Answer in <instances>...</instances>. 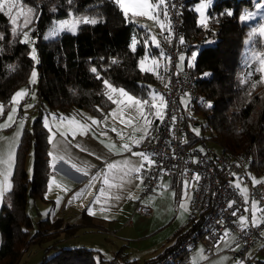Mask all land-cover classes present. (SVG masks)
<instances>
[{
	"label": "trees",
	"instance_id": "1",
	"mask_svg": "<svg viewBox=\"0 0 264 264\" xmlns=\"http://www.w3.org/2000/svg\"><path fill=\"white\" fill-rule=\"evenodd\" d=\"M196 1L198 0L186 2L181 8L179 37L188 42L182 69L190 73L201 95V102L195 103L192 114L184 113L183 105L182 112L186 125L199 124L198 117H201L205 121V125H201L202 132L207 129L209 133L201 137L188 133L187 144L196 146L201 141H212L219 145L221 152H244L250 159L247 172L250 170L254 174L262 173L264 83L260 82L262 78L257 73V65L251 63L249 67L243 66L240 55L243 44L240 31L242 22L238 16L244 7L250 6L251 0H214L207 11V26L198 23L197 14L192 8ZM23 2L34 12L29 32L38 54V62L35 64L38 71L35 85L37 101L30 107L34 118L30 123L25 122L22 129L16 149L12 188L4 195L0 209V264H19L24 253L46 241L51 244L45 247H48L47 250L36 264H100L105 259L99 251L84 246L59 245L60 241L73 237L80 226L87 224L73 223L62 228L60 219L45 217L34 221L32 216L36 214L33 212L31 216L27 206L30 200L49 201L44 195L50 174L44 113L69 116L73 111L85 110L99 118L114 105L107 98L104 89L91 88L89 82L80 76L79 69L84 60L100 58L105 52L108 66L105 71H101V77L114 86L145 99L148 91L143 80L145 71H141L138 64L143 44L135 45V50L131 48L134 34L137 39H141L139 28L134 22L123 19L111 28L109 19L102 17L112 7L115 8V14L120 12L111 0ZM71 9L79 13L92 12L90 15L99 17L96 19L97 23L82 27L76 33L65 32L52 42L45 41L44 33L52 21L68 18ZM0 34L3 37L0 39V102L4 106V114L0 115L2 120L10 109L12 95L27 82L34 61L29 54V44L22 41L20 31L11 32L4 13H0ZM206 40L211 43L205 44ZM153 50L154 53L158 52L154 47ZM195 50L197 55L190 64L188 58ZM164 73L167 77L166 66ZM158 121L155 120L153 128ZM30 154L32 171L28 175L25 164ZM203 216L204 213H199L189 217L187 223L171 238V245L156 257L143 263L124 260L122 264H147L156 261L195 233ZM60 231L63 232L62 236ZM260 249H264V246ZM49 254L51 255L48 256ZM250 262L264 264V260L254 256Z\"/></svg>",
	"mask_w": 264,
	"mask_h": 264
},
{
	"label": "crops",
	"instance_id": "2",
	"mask_svg": "<svg viewBox=\"0 0 264 264\" xmlns=\"http://www.w3.org/2000/svg\"><path fill=\"white\" fill-rule=\"evenodd\" d=\"M23 86L24 85L19 87L12 95L10 109L4 118L0 120V124L4 123L11 109L18 106L15 123L9 128L0 130V152L3 153L7 152L9 142L13 139H16L18 145L22 129L26 122L25 118L22 119L26 113L25 110H23L22 105L26 103L28 99L27 96L23 97L18 105H14L12 102L14 95L23 90ZM106 115L107 113H105L104 116ZM54 116L57 119L56 125L52 122L53 127L45 126L48 132L50 174L44 195L49 201L42 202L45 204L41 207L38 216L31 215L33 220L37 221L45 217H49L51 220L60 219L63 224L61 225L62 228L65 225H72L73 223L87 224L79 227L78 231L73 236L78 239L74 243L80 244L81 242H87L92 246L91 249L101 252L102 255H106V253H109L110 255L113 254L112 257L107 260L110 261L108 264H118V262L122 264V261L124 260L143 263L161 254L171 245V242L173 241L171 238L174 237V234H176V232L187 223L190 217L189 203L191 193L187 187L183 189L184 185H186L185 182L179 184L178 181H174L173 183L171 178H160L155 195L142 196V186L139 180L136 179L137 174L133 173L131 177L133 182L131 184H125L124 188L120 190H111L112 193L121 196L120 200L111 198L105 201L104 198H101V203L99 204L95 203V200L99 195L100 189L104 187L102 180H97L89 189L91 177L94 175L102 176L107 170V164H119L124 160H131L133 164L140 162V158L132 155V152H143L147 154L143 150V145L150 137V129L153 128L152 126L156 119L152 120V124L148 129V134L144 138H142L143 133L141 131H134V129L130 127L126 128L123 124L118 125L119 122L114 119L109 121L110 126L99 129V126L93 125L94 128L86 134L82 135L78 132L74 138L70 134L65 138L57 132V128L60 127L61 131H65V127L60 126V118L69 117L72 116V114L69 116L63 114ZM89 116L92 115L89 114ZM84 117L85 116L81 119L82 123L87 124L88 121L84 119L88 118ZM93 119H95V116H93ZM52 120L53 119L50 121ZM77 120L80 121L79 119ZM157 120L160 119L157 118ZM21 122H23L22 128L20 127ZM112 127H115L117 131L122 134L123 139H121V136L117 135L116 132L110 130ZM49 128L52 129L51 132L49 131ZM18 132L20 135L17 137ZM53 132H57L55 140L52 138ZM102 132H106L107 135H101ZM133 137L140 141L138 146L132 142ZM101 141H103V143ZM124 143L129 144L132 152L121 151L120 153H116L114 151H109L105 146L108 144H115L118 149H121ZM81 148L86 149V151H81ZM53 155H65L66 158L70 156L72 161L76 162L81 167L92 166L89 169V176H83L76 173L62 161L57 162V171H53ZM28 157H31V154ZM97 157H100V159H97ZM30 165L32 167V162L26 160L25 167ZM148 165L149 164L145 163L144 169ZM5 167V165H0V171H3ZM14 167L15 161L12 174L8 177L7 181L10 182L11 185ZM144 169H142V171ZM142 171L139 175H142ZM120 175H122V173L117 174L118 177ZM54 177L58 184L66 186L70 190L64 191L63 187L58 188L55 185H52L51 182ZM116 182L120 181L117 180ZM0 186L6 187L5 177L3 175H0ZM10 190H5L3 196L0 197V209L4 195ZM80 192H85V195L74 200L76 194ZM248 198L244 197L245 200H248ZM54 199L56 201L59 199L60 201L57 203V207H54ZM32 202L34 203V201ZM36 202L39 205L42 204L39 200H36ZM137 202L149 208V213L147 215L140 214L136 211ZM184 203L187 204V211L181 208V204ZM253 203L255 202L252 201V206ZM90 209L95 212V215H89ZM105 217H107V219H105ZM241 218L246 219L248 224V218L245 214H241L237 218L239 224L245 226L241 223ZM254 220L257 222L260 220L257 207H253L251 215L252 224ZM262 232L256 236L255 243L249 251L250 257L254 256L261 260H263V258L258 257L257 253H264V249H260L264 246V238L261 237ZM227 234L228 235L225 236L224 241L221 243L220 248L214 256L206 257L203 253V245L197 242L185 252V259H187L190 264H193L194 261H198L199 264H240L234 259L231 252V250L239 247L236 235L234 233ZM62 235L63 232L60 231V236ZM85 237H87V239H84ZM80 238H82L81 241H79ZM261 238H263V244L259 248ZM93 243L96 245L94 246Z\"/></svg>",
	"mask_w": 264,
	"mask_h": 264
},
{
	"label": "built area",
	"instance_id": "3",
	"mask_svg": "<svg viewBox=\"0 0 264 264\" xmlns=\"http://www.w3.org/2000/svg\"><path fill=\"white\" fill-rule=\"evenodd\" d=\"M191 0H167L168 20L171 25V39L165 40L163 53L167 65V84L159 85L156 91L164 96L167 108L163 119L151 129L150 137L145 141L143 150L154 163L143 171L141 184L142 196L155 195L160 178H171L179 184L185 182L191 193L190 217L204 213L203 220L195 233L182 240L167 254L147 264H190L185 259V252L197 242L203 245L206 257H212L225 239V233H234L239 243L231 250L233 257L240 264H251L249 251L256 236L264 230V185L253 184L247 169L249 157L244 152L217 154L207 147L204 149L188 146L189 125L183 120L180 98L189 97V108L201 102L191 75L187 70L178 69L179 57L188 49V42L180 43L181 8ZM206 103V102H204ZM199 176V180L196 179ZM243 184L248 192L245 200L235 181ZM254 201L260 215L258 226L251 223ZM136 211L147 215L149 208L137 202ZM245 214L248 224L242 226L237 218Z\"/></svg>",
	"mask_w": 264,
	"mask_h": 264
},
{
	"label": "rangeland",
	"instance_id": "4",
	"mask_svg": "<svg viewBox=\"0 0 264 264\" xmlns=\"http://www.w3.org/2000/svg\"><path fill=\"white\" fill-rule=\"evenodd\" d=\"M214 0H198L196 2H194L192 4V8L195 11V13L197 14V20L198 23H201V16H200V12L197 11V9L200 7L201 4H205L206 7L203 9L204 12V17L206 20V23L202 24L204 26H207L209 24V16H208V9L209 7L212 6ZM78 2V1H77ZM112 3H114V7L115 4L117 5L118 11H120L119 13L115 14V8L112 7V9H109L108 11H105V13L102 15V17H104V19L108 18L109 19V26L112 28L119 20H125L124 14L122 12V10L120 9L119 5L115 2V0H111ZM23 5L27 8H30L29 6H27V4H25L23 2ZM111 5V6H113ZM242 12L239 14L238 19L240 20V22H242V27L240 26V31H241V40L243 42L242 47L240 49V55L242 57V65L243 66H247L249 67L251 63H255L257 65V73L261 75L262 80H264V71L261 70V64L259 62V59H257V57H260L262 54H264V36H260L259 35V30L264 27V0H251V4L250 6H246L244 7L242 10ZM16 9L13 10V14H15ZM34 13V12H33ZM92 14V12H83V13H79V12H74L73 9H71L69 17L65 18V19H55L54 21H52V24L50 25V27L47 28L46 32L44 33V40L47 42H52L54 40H57L60 36L63 35V33L65 32H69V33H76L78 30H80L82 27H85L91 23H79L78 25H76L75 31H71L68 28H64L62 30L59 29V25L61 23L64 22H71L73 20H81L85 17H87L88 19H97L99 17H96L94 15H90ZM8 18V23H9V27L12 33L13 32V25L11 23V20L9 18L8 15H6ZM116 16V17H115ZM34 14L31 16V22L33 20ZM129 20H131L132 22H134L136 24V26L139 28V33L141 35V41L139 39L136 38V35L134 34V38L133 41L131 43V48H133V44L135 43V45L137 44H143V49H142V53L140 55V58L138 60V64L140 67V61L144 60L145 64L144 67L147 69H155V72L159 74L160 77H162L163 79L158 78V76L156 74H153V71H145L144 74V82L147 84V96L146 99H142L128 91L130 95L139 98L140 100H149V102L151 103V95L153 93V91H155L156 93H158L156 91V87L159 85H165L167 84V77L164 73L165 70V66L167 67L169 60L166 59L164 53H163V44L165 42V36L168 35L167 30L165 31H161V29L152 21H149L143 17H136L134 20H132L131 16L129 17ZM161 20H164L163 17V12L161 11ZM31 22L28 24V26L26 28L22 27L23 24V18H19L17 20V31H20L21 34V39L23 41L24 37H23V32H27L28 33V44L30 46V56L32 57L33 55V49L35 50V55H36V60L34 61V66L31 67V69L29 70L28 76H27V82L24 84L23 86V90H27V101L25 104L22 105L23 110H25V114L23 116L22 119L25 118V121L27 123H30L32 121V119L34 118V114L31 113L30 110V106L31 104H33V102L36 101V93H35V85H36V81L38 78V71L36 69L35 64L37 63L38 60V54L37 51L34 47L33 44V37L32 35H30L29 32V28L31 26ZM165 23H169L168 21H165ZM0 36H2V34H0ZM152 36H155L156 41H158L159 43V47L156 46V43H154L151 39ZM140 41V43H139ZM211 42H208V40L205 41V44H209ZM162 45V47H161ZM153 47L156 48V50L158 51L157 53H154ZM1 48V46H0ZM150 48V49H149ZM162 48V49H161ZM1 51V50H0ZM197 55V51H193L189 58H188V63H192L194 58ZM181 57H183V60H181ZM155 60L158 62L157 65H153L152 61ZM185 60V53H183L180 57H179V62L177 63L178 69H182L183 67V61ZM100 66V67H99ZM108 66V61H107V55L104 53H102L100 55V58H87L86 60H84V63L82 64V66L79 69V73L80 76L82 78H84L87 82H89V86L93 89H104L106 92H108L109 90L106 89L103 81H105L104 77H101V71H105L106 68ZM95 68L96 72H93L92 69ZM141 68V67H140ZM33 71H35L37 73V78L35 83L31 82L32 79V73ZM107 80V79H106ZM108 81V80H107ZM110 83V82H109ZM111 84V83H110ZM113 87L117 88V89H123L122 87H116L113 84H111ZM160 94V93H159ZM115 98V97H114ZM181 104L183 105L184 108V113L186 114H192V110L191 108H189L187 105L189 103V97L187 95H184L180 98ZM0 105L1 102H0ZM17 111H18V106H16ZM117 108V105H113V107L107 112V115L104 117H95V120L101 121V124L99 125V129H101L102 127H107L110 126L109 121L112 120L113 118L111 116H109L108 114L111 113L113 110H115ZM146 112H154L155 109H149L147 106L145 108ZM87 114V115H86ZM54 113H48L43 115V124L46 126H52V122L54 125H56V117L54 116ZM91 115V114H90ZM128 115V113L126 112V116ZM132 115H135V113L133 112ZM85 116L86 118L91 117L93 119V116H89V113L86 112L85 110H76L72 112V116L69 117H75L76 120L79 119L80 122L82 123L83 119L82 117ZM84 117V118H85ZM55 118V119H54ZM151 121L154 119H157L154 115H149L148 117ZM51 119H53L52 121H50ZM87 120V124L91 125V120L90 119H84ZM199 120V124H189V129L191 130V133L197 137H201L202 135H207L209 132L208 130H204V132H202V126L205 125V121L201 118L198 117ZM106 121V124H105ZM118 121V120H117ZM119 122V121H118ZM137 125L142 127L143 126V121L142 120H138ZM118 125H122L121 123H118ZM65 127L66 129V123H65ZM91 128L93 129V125H91ZM128 128V127H126ZM131 128V127H130ZM197 130L199 132V134L197 135ZM100 131V130H99ZM136 131V130H134ZM151 131V129H150ZM207 147L214 150L217 154L221 153V149L219 148V145H217L216 143H213L212 141H208L207 143ZM197 147H200L202 150L204 149V146L200 143L197 145ZM26 160H30L32 162V155L31 157H27ZM25 169L28 172V175L31 174L32 171V167L30 166H26ZM248 175H249V179L251 181V183H253V178H255L258 181H264V171L262 173L259 174H254L253 172H251L250 170H248ZM239 182L238 180L235 181V183ZM241 183V182H240ZM254 184V183H253ZM264 185V183H261ZM183 189H185V185L183 187ZM242 189H246V187L243 184H240V191L242 192ZM245 197V196H244ZM248 198V195L247 197ZM38 200V199H36ZM36 200L34 201V203H31V200L28 202L29 205L27 206L28 211H31V215H33V212L36 214V216H38V210L40 211L41 207L44 206L42 203V201H40L42 204H38L36 202ZM55 200V199H54ZM254 204V203H253ZM252 205V202H251ZM54 207H57V201L55 200V205ZM253 207V206H252ZM35 226V224H34ZM35 229V227H34ZM34 229L32 228L31 230L34 231ZM261 237L264 238V231L261 233ZM263 238H261L260 240V246L263 244ZM82 238L79 239V241H81ZM84 239H87V237H85ZM78 239L76 238H69L66 239L64 241H60L59 245L62 247H78V246H84L87 248H92V246H90V244H88L87 242H81L80 244H75L74 242H76ZM86 243V244H84ZM51 243L49 241L44 242L43 244L39 245V246H33L32 250H30L29 252H26L22 255V258L20 260L19 264H36L39 261H41L44 252L47 250V248H45L47 245H50ZM93 245L95 246L96 244L93 243ZM257 245V246H258ZM50 247V246H49ZM34 251V252H31ZM100 253V252H99ZM258 257L263 258L264 260V253L262 252H258ZM51 254H49L48 256H50ZM113 254H109L106 253V255L103 254V258L105 259L104 262L100 263V264H108L109 261L108 260L110 257H112ZM263 255V256H262Z\"/></svg>",
	"mask_w": 264,
	"mask_h": 264
},
{
	"label": "snow or ice",
	"instance_id": "5",
	"mask_svg": "<svg viewBox=\"0 0 264 264\" xmlns=\"http://www.w3.org/2000/svg\"><path fill=\"white\" fill-rule=\"evenodd\" d=\"M115 2L119 5L120 9L122 10L124 17L127 21L131 22L129 20V17L131 16L132 20H134L136 17H143L149 21H152L155 23L161 31L167 30L168 35L165 36V40L171 39V25L169 23H165V21H168V12H167V0H115ZM206 7L205 4H201L200 7L197 9V11L200 12L201 16V23H206L203 9ZM16 9L15 14H13V10ZM161 11L163 12L164 20H161ZM0 13H4L5 15H8L11 23L13 25V32L16 33L17 31V20L19 18H23V24L22 27L26 28L28 24L31 22V16L34 14L33 9L27 8L23 5V0H0ZM231 15V13H228ZM91 23L96 24L97 21L95 19H88L87 17L83 18L81 20H73L71 22H64L59 25V29L62 30L64 28H68L71 31H75L76 25L79 23ZM259 35L264 36V27H262L259 30ZM23 42L27 43L29 40L28 33L23 32ZM0 39H3L2 36H0ZM152 41L156 43V46L159 47L158 41H156L155 36L151 37ZM180 43H184L183 38H180ZM133 50H135V43L133 44ZM32 59L36 60L35 50L33 49V55ZM259 59V62L261 64V70L264 71V54H262L260 57H257ZM181 60H183V57H181ZM38 62V61H37ZM115 63V61H113ZM145 61H140V67L141 71H153V74H156L158 78L163 79L159 76L158 73L155 72V69H147L144 67ZM153 65H157L158 62L153 60ZM93 72H96V69H92ZM207 75V74H206ZM37 78V73L33 71L32 73V79L31 82L35 83ZM261 83H264V80L260 81ZM106 89L109 91L105 94L107 95V98L115 105H117V108L113 110L108 115L111 116L114 120H118L119 123L125 125L126 127H131L136 131H141L143 133V137H146L148 134V129L152 124V121L148 118L149 115H154L158 119H163L164 117V111L167 108V102L163 95L156 93L153 91L151 95V103L149 100H140L139 98H136L132 95H130L128 92H126L124 89H117L113 87L107 80L103 81ZM255 87V85H253ZM27 90H21L17 92L13 97V104L18 105L20 100L27 95ZM115 97V98H114ZM146 106L149 109H155L154 112H146L145 108ZM211 107V105H208ZM126 112L128 115L126 116ZM135 113V115H132V113ZM17 113V108L13 107L9 114L6 117V120L4 123L0 124V130L9 128L12 126L13 123H15V116ZM4 114V106L0 105V115ZM55 119V118H54ZM88 119L91 120V125L99 126L101 124V121L92 119L89 117ZM142 120L143 126L140 127L137 125V121ZM66 123V130L61 131L60 127L57 128V132L67 137L68 134H70L73 138L77 135L79 132L80 134H86L87 132L91 131V125L81 123L80 121L76 120L75 117H61L60 118V126H65ZM106 124V121H105ZM23 122H21L20 127L22 128ZM112 132H116L117 135L121 136V139H123V136L120 132L117 131L115 127H112L110 129ZM49 131L51 132L52 129L49 128ZM57 132L52 133V138L55 140V137L57 135ZM199 134L197 130V135ZM20 135V133H17V137ZM101 135H107L106 132H102ZM103 143V141H101ZM132 142L135 143L137 146L139 145L140 141L136 140L134 137L132 138ZM70 143V142H69ZM109 151H114L116 153H120L121 151L125 152H132V149L130 148L128 143H124L122 145L121 149H118L115 144H108L105 145ZM17 147L16 139H13L9 142L8 150L6 153L0 152V165H5V169L3 171H0V175H3L5 177V186H0V197L3 196V193L5 190H10L12 185L8 181V177L12 174V169L14 166L15 161V150ZM55 147V145H54ZM81 151H86V149L81 148ZM132 155L137 156L140 158V162L133 164L131 160H124L121 163H109L107 164V170L101 175H94L91 177V181L89 184V189L93 186V184L97 180H102V183L104 187H102L99 191V195L97 196L95 203L99 204L101 203V198H104L105 201L108 199L114 198L116 200H120L121 196L117 195L115 193H112V189H123L125 184H131L133 180L131 179L132 174H137L136 179L139 180L140 184L143 183V177L139 175L144 169L145 163L152 164L154 161L151 160L150 156L143 153V152H132ZM97 159H100V157H97ZM58 161H62L65 165H68L70 169L74 170L76 173H79L83 176H89V169L92 166H79L76 162H73L71 157L68 156L66 158L65 155H53L52 156V168L53 171H57L56 164ZM118 173H122L119 177L117 176ZM128 178V179H126ZM196 179L199 180V176H196ZM119 180L120 182H116ZM52 185H55L56 187L60 188L63 187L64 191H69L66 186H62L57 183V180L55 177L52 179ZM253 183H264V181H258L255 178H253ZM187 187V185H185ZM237 188H240V183L237 182L236 184ZM242 194L247 197V189H242ZM85 192L77 193L74 197L75 199H79L80 197L84 196ZM132 198V197H129ZM59 199L57 200V203H59ZM71 203V201H70ZM253 207H256V204H253ZM181 208H183L185 211H187V204H181ZM261 211H264V209H261ZM89 215H95V212L91 209L89 210ZM107 219V217H105ZM241 223L246 225L247 220L244 218H241ZM253 224L258 226L257 221H253ZM227 236L228 234L225 233ZM193 264H199L198 261H194Z\"/></svg>",
	"mask_w": 264,
	"mask_h": 264
}]
</instances>
